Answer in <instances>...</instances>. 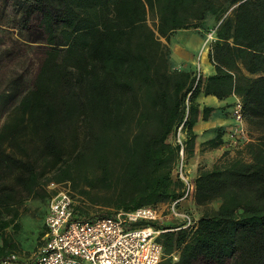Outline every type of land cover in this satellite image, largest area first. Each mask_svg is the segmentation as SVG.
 <instances>
[{
  "label": "trees",
  "instance_id": "1",
  "mask_svg": "<svg viewBox=\"0 0 264 264\" xmlns=\"http://www.w3.org/2000/svg\"><path fill=\"white\" fill-rule=\"evenodd\" d=\"M9 1L20 27L40 30L48 48L0 129V262L18 249L6 230L19 227L25 202L51 183H69L115 212L181 197L184 183L173 177L179 146L169 139L183 126L193 155L194 126L214 111L197 102L204 93L240 97L261 134L232 161L199 171L194 199L206 209L193 226H163L160 264H264V0ZM210 16L216 74L204 82L172 70L161 39L205 29Z\"/></svg>",
  "mask_w": 264,
  "mask_h": 264
},
{
  "label": "built area",
  "instance_id": "2",
  "mask_svg": "<svg viewBox=\"0 0 264 264\" xmlns=\"http://www.w3.org/2000/svg\"><path fill=\"white\" fill-rule=\"evenodd\" d=\"M207 35L209 42L215 41L216 29ZM197 78H201L200 73ZM232 115L235 125L228 132L227 143L231 147H241L250 138L240 98L232 106ZM182 130L183 126L178 129L179 153L173 171L175 178L184 183L181 197L158 206L119 210L112 216L83 219L77 217L71 189L51 183L49 187L57 191L51 196L45 217L46 233L31 264H160L164 249L158 239L167 231L160 227L161 207L164 206L172 217L181 219L184 227L196 223L181 208L182 202L195 194V182L188 170V151L181 136ZM0 264L24 263L17 254L12 253Z\"/></svg>",
  "mask_w": 264,
  "mask_h": 264
},
{
  "label": "rangeland",
  "instance_id": "3",
  "mask_svg": "<svg viewBox=\"0 0 264 264\" xmlns=\"http://www.w3.org/2000/svg\"><path fill=\"white\" fill-rule=\"evenodd\" d=\"M233 10L234 7H232L227 14L232 15ZM157 21L158 20L155 15H151L149 17V24L151 26H155ZM207 24V28L205 29H196L199 35L196 34V38H193L192 41V47L197 43L203 44V51H201L200 55L197 56L198 68L196 69V75L198 76L200 73L201 78L202 72L199 65V58L206 60L207 51H204V48L206 47V49L209 50L211 49L210 47H212L214 41L209 42L207 40V34L214 29V26L217 25L216 18L210 16L209 19H207ZM181 35H184L182 31L175 34L178 39H180L179 36ZM172 36H174V34H172ZM161 40L169 46L171 51L170 41L168 42L165 38H162ZM47 48V43L41 31L35 27L28 30L22 29L16 16L10 12V1L0 0V129L8 119V116L13 109L19 104L24 94L32 88L35 76L41 66L43 54ZM174 59L178 60L176 56ZM245 126L248 130L250 141L255 140L261 134V131L258 128L249 125L246 119ZM228 132L227 136L229 138ZM181 133L182 139L184 138L183 140H185L184 129ZM177 139L178 132L170 137L169 142L177 144ZM245 144L241 147H231L227 142H225L224 145L228 154L225 157L222 156L220 162L217 164L221 165L237 158L239 152ZM188 170L190 172L191 179L194 181L191 176L189 162ZM173 177L175 178L174 172ZM61 186L71 189L75 205L81 206L84 212H86L85 219H95L101 216H108L106 214L109 211L112 212L109 216L117 213L110 208L90 204L88 200L80 197L77 192L73 191L71 184L69 183L62 184ZM56 191V189L47 186L42 196L28 199L21 208V214L17 220L19 227H9L6 230L7 236L12 238L16 245H18V249L13 252L17 254L20 261L24 264H31L37 249L41 245L40 243L43 242L42 232L45 229V217L49 208L51 196L54 195V192ZM209 206V208H216L219 206V202L215 201ZM181 208L182 211L184 210L189 213L196 221L206 209L205 207L198 206L195 203L194 197L184 200ZM160 211H162L160 227L175 226L182 223L181 219H177L169 215L164 206L161 207ZM1 243L2 238L0 236V244ZM198 264L205 263L199 262ZM227 264H234L233 260H229Z\"/></svg>",
  "mask_w": 264,
  "mask_h": 264
},
{
  "label": "crops",
  "instance_id": "4",
  "mask_svg": "<svg viewBox=\"0 0 264 264\" xmlns=\"http://www.w3.org/2000/svg\"><path fill=\"white\" fill-rule=\"evenodd\" d=\"M179 31H182L184 34L179 36L180 39L175 36ZM173 34L174 36L171 35L170 37V64L172 70L193 71L196 73V69L198 68L197 56L203 51V44L197 43L192 47V41L193 38H196V34L199 35V33L196 29L191 28L180 29ZM210 51L211 49H207L206 60L199 58V65L204 82L209 76L216 74V67L210 59ZM175 56L178 60L174 59ZM238 98L236 95H231L225 99H220L214 95H205L204 93H201L198 97L197 102L201 109L204 107H212L214 111L207 120H203L200 117L194 126V131L197 134L196 145L193 155L188 159L191 176L194 181L201 169L212 168L220 162L222 156L225 157L228 154L224 144L228 141L227 132L235 124L232 115V104ZM210 142H220L221 145L213 148L209 145Z\"/></svg>",
  "mask_w": 264,
  "mask_h": 264
},
{
  "label": "bare ground",
  "instance_id": "5",
  "mask_svg": "<svg viewBox=\"0 0 264 264\" xmlns=\"http://www.w3.org/2000/svg\"><path fill=\"white\" fill-rule=\"evenodd\" d=\"M204 51H207L206 47L204 48Z\"/></svg>",
  "mask_w": 264,
  "mask_h": 264
}]
</instances>
